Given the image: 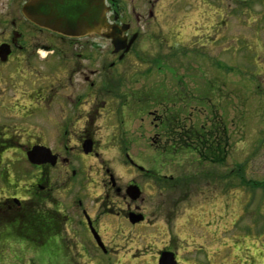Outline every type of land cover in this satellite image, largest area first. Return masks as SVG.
<instances>
[{
  "label": "flooded vegetation",
  "instance_id": "flooded-vegetation-1",
  "mask_svg": "<svg viewBox=\"0 0 264 264\" xmlns=\"http://www.w3.org/2000/svg\"><path fill=\"white\" fill-rule=\"evenodd\" d=\"M161 3L0 0V264H88L94 263L91 253L104 263L115 256L122 264L120 254L126 258L133 255L132 249L142 251L138 257L155 250L151 264H158L163 251L172 252L176 264H185L188 239L171 233L172 218L162 214L163 205L156 206L160 220L147 215L145 184H172L187 196L182 191L194 175H167L162 166L147 168L133 159L137 157L130 143L136 138L115 140L124 135V120L130 125L126 109L135 112L141 105H153L147 114L156 129L150 143L155 163L165 149L177 151L179 143H194L191 116L185 123L178 116L180 104L196 106L194 89L176 82L170 93L158 82L147 89L136 69L152 47L166 46L171 52L174 46L168 43L173 39L159 33L166 28L159 20ZM198 3L214 9L218 24L225 21V0ZM169 70L176 76L173 66ZM200 102L211 104L210 95ZM182 123L187 140L178 134ZM116 147L121 161L108 158ZM115 161L133 177L119 174ZM114 218L142 230L138 247L108 238ZM156 225L165 238L153 249L150 239L155 236L148 229Z\"/></svg>",
  "mask_w": 264,
  "mask_h": 264
},
{
  "label": "rangeland",
  "instance_id": "rangeland-1",
  "mask_svg": "<svg viewBox=\"0 0 264 264\" xmlns=\"http://www.w3.org/2000/svg\"><path fill=\"white\" fill-rule=\"evenodd\" d=\"M171 1L160 4L159 20L166 28L159 33L173 39L168 42L174 45L172 51L166 52V46L162 50L152 47L153 52L143 55L145 58L140 59L136 69L141 70L147 89L158 82L170 93L169 87L176 82L178 87L193 88L195 99L201 98L200 101L203 95H210L211 104L195 99V107L180 104L178 116L184 123L191 116L197 128L205 124L203 127L213 133L212 141L219 138L224 160L220 164L204 163L187 151L173 157L161 155L155 163L156 154L150 143L156 129L147 114L153 105H141L135 112L131 111L133 108L126 109L124 117L131 118L130 125L124 120V135L115 140L128 142L136 138L133 145L130 143L137 157L133 159L147 168L162 166L167 175H194L182 191L187 196L179 194L172 184H145L147 215H152V221L160 220L155 211L158 204L163 205L162 214L172 218L171 233L188 239L183 263L264 264V185H255L264 182V0H225V21L221 24L213 15L214 9L197 4L199 0L196 4H189L192 0ZM174 51L176 54L171 56ZM155 57H159L158 61H153ZM170 66L175 68L176 76ZM117 151L118 147L108 158L118 157ZM115 165L125 179L133 177L132 171L121 169L118 161ZM168 199L175 203L167 205ZM111 221L114 224L109 226L108 238L114 236L125 247L139 246L136 239L143 236L142 230L116 218ZM148 232L155 236L150 239L151 248L162 246V230L159 232L156 225ZM150 233L146 237H151ZM131 251L133 255L126 258L120 254L122 264H151L155 257V250L141 257L138 256L142 251ZM91 254L94 263L88 264H109L118 259L112 256L104 263L97 253Z\"/></svg>",
  "mask_w": 264,
  "mask_h": 264
},
{
  "label": "trees",
  "instance_id": "trees-1",
  "mask_svg": "<svg viewBox=\"0 0 264 264\" xmlns=\"http://www.w3.org/2000/svg\"><path fill=\"white\" fill-rule=\"evenodd\" d=\"M166 129L168 131H170V123L166 124ZM204 125H202L201 127L197 128L195 127V131H194V143L193 145H188L187 146V142L180 144V148L177 149V151H174L172 149V147H169L167 149H165V151L162 153V157H173L174 154H180V153H187V151L192 152L193 154H196V156H198V158L202 159L205 162H209V163H219L220 161L224 160V152L222 151V146L221 143L219 141V138L217 140L212 141V137H213V133L212 131L209 132L208 130H206L205 127H203ZM217 128V126H216ZM179 129L181 131L178 132V134L182 135V139L183 140H187L188 138V132H187V127L185 124H181L179 126ZM217 131H219L217 129ZM181 139V138H180ZM181 139V140H182ZM179 143V141H177ZM224 146H226V141L223 144ZM226 149V147H225ZM221 154V155H220ZM223 154V155H222ZM261 185L263 184L262 182H255V185Z\"/></svg>",
  "mask_w": 264,
  "mask_h": 264
},
{
  "label": "water",
  "instance_id": "water-1",
  "mask_svg": "<svg viewBox=\"0 0 264 264\" xmlns=\"http://www.w3.org/2000/svg\"><path fill=\"white\" fill-rule=\"evenodd\" d=\"M61 31L65 34H70V33H68L67 30H61ZM141 218L142 217L140 216L135 220H140ZM158 264H176V260H175L173 253L169 252V251H163L161 253Z\"/></svg>",
  "mask_w": 264,
  "mask_h": 264
}]
</instances>
